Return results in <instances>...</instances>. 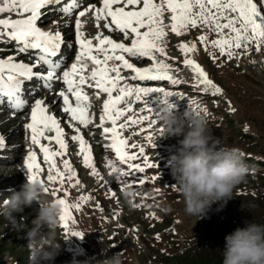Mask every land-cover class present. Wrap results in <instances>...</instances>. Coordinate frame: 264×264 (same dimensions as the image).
Returning <instances> with one entry per match:
<instances>
[{
	"label": "rangeland",
	"instance_id": "rangeland-1",
	"mask_svg": "<svg viewBox=\"0 0 264 264\" xmlns=\"http://www.w3.org/2000/svg\"><path fill=\"white\" fill-rule=\"evenodd\" d=\"M9 16L17 18L15 14H5V17ZM55 16L56 14L48 20L50 23H43L42 29H50L58 21ZM92 17L91 12L87 13L82 18L83 25H95ZM70 19L71 16H65L63 21ZM74 26L61 31L62 36H72ZM206 32L202 26L189 28L181 36H170L169 32L163 41L164 47L167 42L170 44V48L165 49L166 62L173 68V72H178V65L184 66L183 60L186 58L178 45L181 42L195 43L196 50L188 54V58L201 65L209 79L222 89L221 93L213 94L214 90L211 88L194 86V74L186 66V73L181 76L183 86L171 90L167 81L155 85L178 95L174 107L178 116L186 108L193 107L192 104H187V100L194 101L195 107L204 109L211 134L221 144L239 149L248 166L245 179L233 190L231 199L225 203L221 201V205L219 202L212 204L205 218L198 220L196 216L185 214L181 196L174 186L176 181L170 172L169 157L176 154L180 147L178 141L182 136L165 135L160 138L164 134L160 132L163 129L161 126H153L140 136L133 135L136 128L147 129L148 124L135 125L128 129L125 138L130 143L142 146L145 149L144 154L149 157V163L155 167L145 168L144 173L138 174L146 178L145 186L121 190L120 185L134 184L135 181L129 177L116 181L109 175V162L123 171L128 169L114 156H109L111 152L101 148V144H105L104 137L94 128L91 134L98 138L93 142V149L96 160L100 159L96 163L99 176L91 175V169H84L82 161L80 164L75 162L76 165L70 161L81 181V184L73 188L67 180L63 186L48 183V166L43 163L38 147L34 146L32 149L30 131L24 127L28 123L23 120L27 113L9 114L0 106V137L4 140V146L0 147V157L8 161L7 164L0 165V201L9 194V190L18 191L28 178L24 160L29 151L37 153V160L44 169L40 173V178L48 188L47 193L43 192L44 198H64L72 204L80 196L89 197L82 203L79 211L72 210V221L67 229L62 228L61 223L57 228L56 239L60 249L51 264H85L86 261L100 260L104 258L102 250L108 255L120 253L124 264H218L217 261L222 259L221 250L227 234L237 227H244L247 221L264 224V49L256 52L253 44L247 52L239 50L229 60L227 56L221 57L219 51L211 47L205 51L197 38ZM208 35L209 40L217 38L215 33ZM12 47L8 42L0 45V53L3 54L0 58L14 55L18 61H23L21 55L17 56ZM213 55L218 59L213 61ZM160 58L162 57L159 56L158 59ZM126 73L128 71L124 72V76H127ZM98 100L93 103L97 106L96 110L98 108L100 111L101 101ZM151 101L156 100L153 98ZM92 111L94 109L89 110V113ZM9 116L14 118L12 123L8 121ZM65 123L70 121L65 120ZM72 134H76L73 129L70 136ZM149 135L152 143L146 139ZM77 148L78 145L67 153L73 157L78 153ZM16 154H19L18 158ZM69 155L58 157L57 165L62 166L63 159L70 160ZM136 162L143 165L141 157ZM9 173H14L15 176H10ZM153 176L157 179L152 180ZM57 188L61 190L53 196L52 192ZM65 191L68 192L67 196H64ZM111 191L115 195H110ZM125 195L129 196L124 198ZM38 208V202H34L22 213L14 214L18 219L15 228L4 216H0V264H28L25 231L30 227L31 219ZM72 231H79L83 236H71ZM41 264L46 262L41 261Z\"/></svg>",
	"mask_w": 264,
	"mask_h": 264
},
{
	"label": "snow or ice",
	"instance_id": "snow-or-ice-1",
	"mask_svg": "<svg viewBox=\"0 0 264 264\" xmlns=\"http://www.w3.org/2000/svg\"><path fill=\"white\" fill-rule=\"evenodd\" d=\"M61 3L62 0H0V14H15L17 17L0 18V45L14 42L17 54L35 50L33 63L18 61L14 55L0 58V106L7 103L14 113L19 112L28 104L23 98L26 82L35 79L42 82L43 88L51 91V82L62 81L65 87L58 92V96L63 100V113L67 114L71 121L88 128L93 120L89 116L90 97L84 91V86L97 89L98 98L99 94H106L98 127L102 128V135L110 141L107 147L114 152L116 160L121 165H126L128 169L123 171L109 162L107 165L110 168L109 175L116 181L123 177L135 181L134 184L120 185L121 190L145 186L146 178L138 174L144 173L145 168L155 167L149 163V157L144 154L145 149L130 143L123 135L122 130L126 127L142 125L144 121L150 119L143 114L131 115L134 111L133 104L143 103L144 107L140 112L146 111L155 117L150 120L147 129L140 127L141 133L148 131L158 122L161 104H168L169 108L175 107L168 99L176 97L174 92L166 91L162 87L133 85L128 82L167 81L172 85L179 83V80L170 74L171 66L166 62L163 41L169 32L181 36L189 28L202 26L207 32L197 39L205 51L211 47L218 50L221 57L227 56L229 60L237 55L239 50L247 52L253 44L256 52L264 49V0H70L56 10L64 15H71L74 9L82 8L76 14L74 26V43L78 46V51L70 67L58 74L65 59L61 55L65 38L59 30L55 32L43 30L38 25L49 6ZM89 12L93 14L94 26L97 29L101 28L103 21L104 29L122 33L125 39L130 38V43L117 42L100 31H97L94 37H87L82 31L81 18ZM166 19L169 21L167 24ZM209 33H215L217 38L209 40ZM67 47L72 48L73 45L68 44ZM178 48L186 57L183 60L184 66L190 68L194 74L196 80L194 86H205L213 89V94H220L222 89L209 79L201 65L188 58V54L196 50V44L181 42ZM157 54L162 58L158 59ZM2 55L0 53V56ZM29 58L32 59L31 56ZM129 58H147L151 61V66L138 67L130 62ZM212 59L215 61L218 58L213 55ZM41 66H45L46 71L38 70ZM125 70H130L133 75L126 79L122 75V71ZM34 93L33 88L31 94ZM153 94L158 102L156 111L150 107L152 101L147 99ZM158 97L161 99H157ZM187 102L193 105L194 110L195 102L188 100ZM106 123L111 126L106 127ZM24 127L30 131L31 145L38 147L43 156V163L48 166V183L63 186L67 180L73 188L81 184L69 159H63V170L57 166V158L66 156L69 146L61 121L50 113L43 99L34 100L30 122ZM74 130L76 134L71 136V140L78 142L77 155L82 157L83 166L91 169V175L99 176L91 146L86 142L79 127ZM160 132L163 134L164 129H160ZM146 139L152 143L151 135ZM42 140L48 143H42ZM53 142L58 146L56 150L49 146ZM3 146L4 140L0 137V147ZM138 157L143 159V165L136 162ZM24 168L27 170L28 179L33 182L39 181L43 191L47 193L48 188L40 178V173L44 169L38 162L35 151L27 153ZM156 179L157 177H152V180ZM73 180L75 183H71ZM60 190L55 189L52 195L56 196ZM67 195L68 192L65 191L64 196ZM110 195H115V192L111 191ZM88 199V196H80L78 201L72 204L64 198L55 199L60 205L59 219L62 228L67 229L69 222L72 221V210L79 211L82 203ZM70 234L77 238L83 236L79 231H72Z\"/></svg>",
	"mask_w": 264,
	"mask_h": 264
},
{
	"label": "clouds",
	"instance_id": "clouds-1",
	"mask_svg": "<svg viewBox=\"0 0 264 264\" xmlns=\"http://www.w3.org/2000/svg\"><path fill=\"white\" fill-rule=\"evenodd\" d=\"M158 111V122L164 129L160 138L182 136L178 141L179 149L169 157L168 163L184 212L198 220L205 218L212 204L221 205V201L231 199L233 190L245 179L249 169L243 153L221 144L211 134L205 110L198 106L194 110L186 108L179 116L168 104H161ZM43 192L39 181L27 178L18 191L9 190L0 201V216L13 228L18 224L14 214L30 208L34 201L39 204L25 231L28 264H41V261L51 264L60 249L56 239L60 205L55 199L44 198ZM224 241L221 264H264V224L247 221L244 227L227 234ZM102 252L103 259L85 264H124L120 253Z\"/></svg>",
	"mask_w": 264,
	"mask_h": 264
},
{
	"label": "bare ground",
	"instance_id": "bare-ground-1",
	"mask_svg": "<svg viewBox=\"0 0 264 264\" xmlns=\"http://www.w3.org/2000/svg\"><path fill=\"white\" fill-rule=\"evenodd\" d=\"M55 5H53V6H49V9H51L48 13L50 14H52L53 12H52V9L55 11ZM82 9V8H81ZM78 10V9H77ZM167 15V14H166ZM5 17V14H2V15H0V18H4ZM49 16L47 15V16H44L43 18H42V20L43 21H48L49 20ZM64 19L63 18H60V19H58V21L55 23V25L53 26V28H52V30L51 31H53V32H55L56 30H59V31H64L65 29H68L69 27H71L72 26V24H73V22L72 21H66V22H64L63 21ZM94 20V19H93ZM49 22V21H48ZM94 22V24H95V21H93ZM169 21L166 19L165 20V23L167 24ZM40 24V23H39ZM65 25H67L66 27H65ZM102 25H103V21L101 22V28L99 29V30H97V28L94 26V25H92V24H88V25H83V28H82V31L85 33V35L87 36V37H89V38H91V36L90 35H93L92 37H94L95 35H96V31H100V32H102L104 35H108V36H110L111 38H113L114 40H116L117 42H124V43H130V38H128V39H125V37H124V35L122 34V33H119V32H116V31H114V32H109L107 29H104L103 27H102ZM72 33V32H71ZM74 34H75V32L73 31V35H72V39L71 40H74ZM172 35H174L173 33H170V36H172ZM68 38H69V36H68ZM69 41V40H68ZM68 41H65V42H68ZM68 44H64V45H62V52H63V55L65 56V59H66V62L67 61H69L70 60V58L73 56V54L75 53L76 54V52L78 51L77 50V48H75V51H73V53L72 52H69L68 50H67V48H66V46H67ZM168 48H170V44L168 45V42L165 44V49H168ZM171 49H172V47H171ZM159 57V55L157 54V58ZM127 58V57H126ZM130 59V62H133V63H135L138 67H142V66H145V65H148L147 67H149V66H151V61H149V60H147V58H142V59H136V58H129ZM161 59V58H160ZM179 66V71L178 72H173V68L171 67V71H170V74L174 77V79H177V80H179V83L178 84H176V85H172V84H170L169 82L167 83V86H168V88L169 89H176V88H179L180 86H183V84H182V79H181V76H183L184 75V73H186V70H184V66H180V65H178ZM187 69V68H186ZM125 71H129V72H131L130 70H125ZM189 71V70H188ZM123 72L124 71H122V75H123ZM190 73H191V71H189ZM179 76V77H178ZM188 79V78H187ZM195 80V79H194ZM32 82H37L35 79L33 80V81H31V83ZM129 83H132L133 85H136V84H139L140 86H149V87H156L155 85H160V82L161 81H149V82H136V81H128ZM186 83V82H185ZM29 84V82H26V84H25V92H24V94L23 95H25V97L27 96V94H28V91H30L31 89H30V86L28 85ZM193 85H196V82H194V83H192ZM55 85H57L54 89H52L50 92H48L47 94H46V96L44 97V101H45V104L49 107V111H51V113L52 114H54L60 121H61V124H62V127L65 129V132H66V134H65V140H66V143H68V150L69 149H71V150H74L75 149V146L76 145H78V142H75V141H72L71 140V136L69 137V134L72 132V129H73V133L75 132L74 131V129L76 128V127H79L80 128V130H81V134L85 137V140H86V142H88V144L91 146V149H92V156H93V161H94V163L96 164L97 163V161H99L100 159L98 158V160H96V154H95V152H94V149H93V142H95L94 140H96V139H98V138H94V136L96 137V135H92L91 133H92V129H94V128H99V129H101L102 130V128H100V127H98V125H99V122H98V120H99V116L102 114V109H101V106H103V104L101 105L100 104V111H98V108H97V110H96V105H94V101L95 100H97V99H99L98 101H103V99L105 98H107L106 97V94H103V93H101V94H99V98L97 97V93H92V94H88V96L90 97V107L89 108H91V110H93L94 109V112H93V115H91V113L89 114V116H90V118H93L94 120H96V122L95 123H92L91 125H89V127L88 128H84L83 126H81V125H78L76 122H74V121H71V119H70V117L67 115V114H65V113H63V111H62V107H63V101H62V98L61 97H59L58 95H56L55 93H56V89H59V87H60V85H58V84H55ZM161 85H162V83H161ZM190 85V84H189ZM87 87V85H85V88ZM198 87H203V86H198ZM55 92H54V91ZM191 90V89H190ZM194 90V89H193ZM51 92H53V93H51ZM87 94V93H86ZM154 95L155 94H153L152 96H150V97H148L147 99H149V100H152L153 98H154ZM157 95H159V94H157ZM28 97V96H27ZM38 96H37V94H33V96H30L29 98H28V104H26L27 105V107L29 108V111H31V106H32V104L34 103V100L37 98ZM178 95L176 96V97H174V96H172V97H169L168 99H169V101L171 102V103H173L174 104V106H175V103L178 101ZM97 102V101H96ZM58 105V106H57ZM56 107H57V109H56ZM144 107V104L143 103H141V102H137V103H135V104H133V113H131V115H134V114H137V115H140V114H143V115H145V116H148L150 119L149 120H146V121H144L143 122V125L145 124V125H149V123H150V120L151 119H155V117L154 116H152V114L151 113H148V112H143V113H141L140 112V110L142 109ZM150 107H152V109L154 110V111H156L157 110V108H158V102L157 101H152L151 102V104H150ZM93 108V109H92ZM13 120H14V118H12V117H8V121H9V123H12L13 122ZM28 120H30V115H28L27 117H25V119H24V121H28ZM65 120H66V122H69L70 121V125H72V128H71V126L70 125H67V123H65ZM15 123V122H14ZM13 123V124H14ZM15 125V124H14ZM142 125V126H143ZM147 125V126H148ZM11 126V125H10ZM105 126L106 127H110L111 125L110 124H105ZM135 125H132V126H128V127H126V129H124V130H122L123 131V135H125V132L129 129H131L132 127H134ZM153 126H160V124H159V122H157L155 125H153ZM152 126V127H153ZM12 127V126H11ZM137 127V126H136ZM20 128H22V127H20ZM15 131V130H14ZM11 132V131H10ZM9 133V132H8ZM20 133H21V131H20ZM94 133V132H93ZM160 133V132H159ZM12 134V133H11ZM48 135H54V133H48ZM73 135V134H72ZM101 135H102V131H101ZM10 136V135H9ZM103 137H105L104 135H102ZM8 137V136H7ZM10 139V138H9ZM100 139V138H99ZM7 141V140H6ZM12 141V140H11ZM42 143H45V144H47L48 142L47 141H44V140H42L41 141ZM97 142H98V140H97ZM107 142H109L110 143V141L107 139ZM23 143V142H22ZM25 144V143H24ZM28 144V143H27ZM99 145H100V143H99ZM51 148H53V150H56L57 149V147L58 146H56L55 145V143L53 142L51 145H49ZM101 148H103V149H105L104 151H106V152H111V153H109V156H114V158H116L115 157V155H113V153L114 152H112L111 150H109V148H107V146L105 145V146H102L101 145ZM32 149H34V147L32 148ZM76 152H79V148H77L76 149ZM19 153V152H18ZM19 154H16V156H17V158L19 157L18 156ZM67 155H69L68 153H67ZM75 155V154H74ZM73 155V157L72 156H70V161L73 163V164H75L76 165V163H81V161H82V157L81 156H77V154L74 156ZM80 161H79V160ZM15 161V160H14ZM76 162V163H75ZM8 163V161L6 160V158H1L0 157V165H2V164H7ZM58 167H60V168H62V166L60 165V164H58L57 165ZM84 169H86L85 167H84ZM11 173V172H10ZM10 173L8 174V175H10ZM10 176H15L14 175V173H13V175L11 174ZM26 180V179H25ZM70 191V190H69ZM129 195H125V196H123L124 198H126V197H128ZM35 202V201H34ZM33 202V203H34ZM25 209H27V208H25Z\"/></svg>",
	"mask_w": 264,
	"mask_h": 264
},
{
	"label": "trees",
	"instance_id": "trees-1",
	"mask_svg": "<svg viewBox=\"0 0 264 264\" xmlns=\"http://www.w3.org/2000/svg\"><path fill=\"white\" fill-rule=\"evenodd\" d=\"M218 259V258H217ZM221 261H222V259L221 260H218L217 262H218V264H221ZM202 264V263H201Z\"/></svg>",
	"mask_w": 264,
	"mask_h": 264
}]
</instances>
